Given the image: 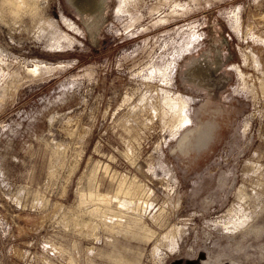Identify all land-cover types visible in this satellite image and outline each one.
<instances>
[{"label":"rangeland","instance_id":"rangeland-1","mask_svg":"<svg viewBox=\"0 0 264 264\" xmlns=\"http://www.w3.org/2000/svg\"><path fill=\"white\" fill-rule=\"evenodd\" d=\"M0 264H264V0H0Z\"/></svg>","mask_w":264,"mask_h":264},{"label":"bare ground","instance_id":"bare-ground-1","mask_svg":"<svg viewBox=\"0 0 264 264\" xmlns=\"http://www.w3.org/2000/svg\"><path fill=\"white\" fill-rule=\"evenodd\" d=\"M19 1H22V0H19ZM188 116V115H187ZM190 119V118H189Z\"/></svg>","mask_w":264,"mask_h":264}]
</instances>
